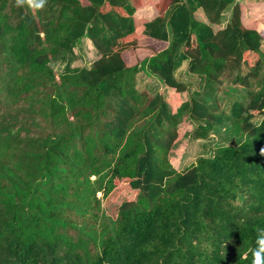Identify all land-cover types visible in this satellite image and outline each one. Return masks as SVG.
Masks as SVG:
<instances>
[{"label": "trees", "instance_id": "1", "mask_svg": "<svg viewBox=\"0 0 264 264\" xmlns=\"http://www.w3.org/2000/svg\"><path fill=\"white\" fill-rule=\"evenodd\" d=\"M235 1L0 0V264H252L264 238V0L251 17ZM140 26L168 46L142 45ZM84 38L97 58L72 68ZM185 61L203 86L177 109L137 89L148 65L189 94L175 76ZM225 83L246 91L227 113ZM187 122L183 138L229 127L240 141L179 171L170 155Z\"/></svg>", "mask_w": 264, "mask_h": 264}, {"label": "rangeland", "instance_id": "2", "mask_svg": "<svg viewBox=\"0 0 264 264\" xmlns=\"http://www.w3.org/2000/svg\"><path fill=\"white\" fill-rule=\"evenodd\" d=\"M139 32V31H138ZM141 37V36H140ZM141 39L142 45H147V42ZM165 48V47H164ZM162 48V49H164ZM262 51L264 52V42L262 46ZM75 60L72 63V68H90L93 62L97 58V51L93 48L92 44L87 38H84L75 48H74ZM251 62H255V58H251ZM52 67L58 73H62L65 70L66 63H56ZM185 66L179 67V75L186 82L190 83L189 95L192 96L194 93L201 90L203 86L199 81H188L187 76L183 73ZM147 67L142 68L137 75V89L140 91H146L150 94L156 95L162 93L164 97L170 102L172 108L175 110L189 98L188 94H173V91L169 95L168 88H165L162 82L158 79H154L150 74L146 73ZM148 72V70H147ZM243 73L246 74L247 70L244 69ZM252 88V87H251ZM253 89V88H252ZM235 93L225 94V91L221 92L218 96V101L221 105L222 111L226 113L230 109V106L234 102H245L246 91L237 88ZM250 91V90H249ZM176 98V101L174 99ZM219 106V105H218ZM261 118L255 119V123L260 122ZM194 129V126L190 123H186L179 128V138L182 139L180 144L172 151L170 155L171 164L177 168L179 171H183L192 165H195L196 161L201 158H211L213 157L216 150L220 147L238 145L240 139L235 137L229 127L218 128L207 141L203 140H189L185 137V134L190 133ZM101 196V195H99Z\"/></svg>", "mask_w": 264, "mask_h": 264}, {"label": "crops", "instance_id": "3", "mask_svg": "<svg viewBox=\"0 0 264 264\" xmlns=\"http://www.w3.org/2000/svg\"><path fill=\"white\" fill-rule=\"evenodd\" d=\"M258 3V0H236L235 1V5L236 4H239V5H241L242 7L244 6L246 9H247V12H248V14H249V16L251 17L252 16V14L254 13V10H255V7H256V4ZM233 7H234V5H232V6H229L226 10H225V12L223 13V15H222V20H221V23L219 24V25H214V26H212L213 27V29H214V31H219V30H221V29H224V28H226L228 25H230V23H231V19H232V15H233ZM254 15V14H253ZM194 16H195V18H196V20L197 21H199L200 23H203V24H208V22H207V19H206V17H205V15H204V13L201 11V10H198L195 14H194ZM151 16H147V18H146V20L148 21V20H151ZM143 27L142 26H140L138 29H137V34H138V36H139V39H140V42H141V39L142 38H144L143 40H144V42L146 41L147 42V45H145L146 47H152L155 51H157V52H159L160 50H163L162 48H166L167 46H168V44L167 43H161V42H157V41H154V40H151V39H149V38H147L146 36H144L143 35ZM139 31V32H138ZM169 35H170V33H169ZM141 36V37H140ZM164 48V49H165ZM184 67L185 66V69H184V71H183V73L187 76V79L186 80H188V81H195V80H197V81H199L200 83H202V85H203V82H202V80L200 79V78H198V77H196V76H192V75H190L189 74V72H188V62L187 61H185V62H182V64H181V67ZM146 67H147V70H148V65H146ZM147 70H146V73H148L147 72ZM149 74V73H148ZM149 76H151L152 78H154V79H158V80H160L159 78H157V77H155V76H152V75H149ZM175 76H176V79L178 80V81H180V82H183V83H186V85H189L190 83H188V82H186L184 79H182V77H180V75H179V71L177 70L176 71V74H175ZM161 81V80H160ZM162 82V81H161ZM162 84H163V82H162ZM164 85V84H163ZM190 86L191 85H189V89H190ZM164 87L165 88H168L167 86H165L164 85ZM223 88H224V91H225V94L227 95V94H229V93H235L237 90V88L239 89L240 87H238V86H231V85H226V83L225 84H223ZM168 90H169V95H170V93L173 91V90H171L170 88H168ZM140 91V90H139ZM160 95H162L163 96V98L166 100V102L171 106V104H170V102L164 97V95L162 94V93H159ZM173 94H175L174 92H173ZM186 94H188V93H186ZM153 95V94H152ZM189 95V94H188ZM174 99H175V101H176V98L174 97ZM188 100V98L186 99V101ZM237 102H239V101H237ZM235 103V102H234ZM233 103V104H234ZM217 132V131H216ZM212 135H214L213 133H211L210 134V137L212 136ZM209 137V138H210ZM208 138V139H209ZM208 139H206V140H203V141H207ZM193 166V165H192ZM191 167V166H190Z\"/></svg>", "mask_w": 264, "mask_h": 264}, {"label": "clouds", "instance_id": "4", "mask_svg": "<svg viewBox=\"0 0 264 264\" xmlns=\"http://www.w3.org/2000/svg\"><path fill=\"white\" fill-rule=\"evenodd\" d=\"M36 7L42 8L43 0H41V3L36 4ZM252 256V264H264V238H261L259 241V246L253 251Z\"/></svg>", "mask_w": 264, "mask_h": 264}]
</instances>
